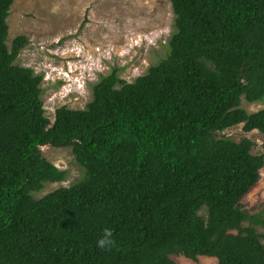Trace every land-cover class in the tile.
<instances>
[{
  "label": "trees",
  "instance_id": "1",
  "mask_svg": "<svg viewBox=\"0 0 264 264\" xmlns=\"http://www.w3.org/2000/svg\"><path fill=\"white\" fill-rule=\"evenodd\" d=\"M171 1L167 56L131 83L114 68L52 121L42 76L16 64L28 39L7 45L14 0H0V264H264V210L241 203L264 155L221 134L264 133V109L241 106L264 102V0ZM47 145L71 147L85 173L38 197L67 174Z\"/></svg>",
  "mask_w": 264,
  "mask_h": 264
},
{
  "label": "rangeland",
  "instance_id": "2",
  "mask_svg": "<svg viewBox=\"0 0 264 264\" xmlns=\"http://www.w3.org/2000/svg\"><path fill=\"white\" fill-rule=\"evenodd\" d=\"M174 16L171 0H14L7 45L20 35L28 39L16 64L42 76L43 107L54 121L59 106L84 109L92 98V85L114 68L120 79L131 83L165 58ZM241 106L254 113L264 109V102L242 98ZM221 134L237 142L248 138L254 144L252 154L264 155V133L258 130L246 132L239 124ZM42 153L67 174L62 182L46 183L38 197L83 178L85 169L75 161L71 147L47 145ZM241 203L250 213L264 210L263 171ZM198 213L207 218L206 207ZM256 229L264 232L263 227ZM172 259L176 264L218 263L209 256L198 261L183 255Z\"/></svg>",
  "mask_w": 264,
  "mask_h": 264
},
{
  "label": "clouds",
  "instance_id": "3",
  "mask_svg": "<svg viewBox=\"0 0 264 264\" xmlns=\"http://www.w3.org/2000/svg\"><path fill=\"white\" fill-rule=\"evenodd\" d=\"M111 236V230H106L104 238L98 241V246L101 248L107 247L110 250V248L114 245V241L110 239Z\"/></svg>",
  "mask_w": 264,
  "mask_h": 264
}]
</instances>
